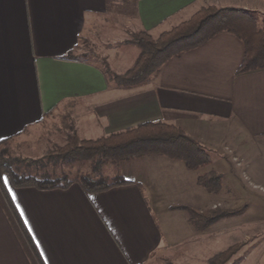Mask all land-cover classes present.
Returning <instances> with one entry per match:
<instances>
[{"label": "crops", "instance_id": "0c3cea01", "mask_svg": "<svg viewBox=\"0 0 264 264\" xmlns=\"http://www.w3.org/2000/svg\"><path fill=\"white\" fill-rule=\"evenodd\" d=\"M206 3L264 14V0H0V143H19L64 112L83 140L163 122L212 146L264 148V69L238 74L245 48L236 36L218 34L129 89L82 51L91 44L123 75L117 48L136 46L129 41L142 31L157 39ZM199 171L163 156L134 158L119 173L126 184L90 195L78 183L42 190L2 175L0 264L183 260L200 232L180 208H210L216 198L198 185Z\"/></svg>", "mask_w": 264, "mask_h": 264}, {"label": "trees", "instance_id": "16d2710c", "mask_svg": "<svg viewBox=\"0 0 264 264\" xmlns=\"http://www.w3.org/2000/svg\"><path fill=\"white\" fill-rule=\"evenodd\" d=\"M221 33L236 36L244 44L245 53L238 74L264 69V27L255 12L245 9L206 7L195 13L189 20L184 21L170 31L153 39L146 31L134 35L129 43L138 46L140 56L134 66L123 75H116L106 68V74L117 87L129 89L137 87L148 81L160 68L174 57L196 49L213 37ZM6 148L9 140L1 142ZM54 156H69L74 160L93 161L102 159L119 163L144 156H163L170 160L180 161L188 171H196L211 163L208 153L191 137L187 136L177 126L163 122H148L122 132L111 134L97 140H80L76 134L70 136L64 147L60 148ZM15 159H6L0 154V173L9 174L11 183L15 187L34 186L42 190L67 188L78 183L87 194L106 191L121 186L127 181L121 176L111 179L104 177H91L78 175L74 180L66 177H39L27 172H13L11 167ZM27 166H44L42 162L24 160ZM38 169V167H34ZM98 167H94V171ZM4 175V174H3ZM221 183V176L209 173L198 178V185L208 193H217ZM6 194L10 211L17 222L20 220L10 198ZM187 211L190 222L199 230H204L213 223L237 215V212L215 211L214 218L204 215L194 208L181 207ZM213 217V216H212ZM32 251L39 258L36 249ZM233 254L222 252L209 260L208 264H226ZM42 264V262H41Z\"/></svg>", "mask_w": 264, "mask_h": 264}, {"label": "rangeland", "instance_id": "374dc122", "mask_svg": "<svg viewBox=\"0 0 264 264\" xmlns=\"http://www.w3.org/2000/svg\"><path fill=\"white\" fill-rule=\"evenodd\" d=\"M206 7L221 8L206 3L201 9ZM255 14L260 20L261 27H264V14L256 12ZM115 31L119 34L123 33V29L119 26ZM91 47V44H82L84 56L91 59H93L91 57L93 55L98 56H95L94 59L100 60L102 67L106 69L105 60H102L100 55L93 53ZM116 52L120 54L118 60L120 71L125 74L134 65L141 50L137 46L130 48L120 46ZM74 134L78 136L74 120L70 115H65L62 112L50 118L40 131L27 133L24 142L21 139L19 143L12 142L6 148L0 149V154L2 153V157L6 159L16 160L11 167L13 172L38 174L39 177H66L74 180L78 175L106 179L119 176L124 161L115 164L102 159L79 161L69 156H54L60 148L66 145L68 138ZM80 137L78 136L80 140H83ZM191 138L208 153L211 159L209 165L196 171L200 170V176L209 173H217L221 176L219 190L213 194L216 197L214 204H211L210 208L194 209L210 216L209 218H214L217 216L214 212L221 210L229 213L237 212V215H231L213 223L204 230H199L190 222L187 211L182 209L186 212L192 228L196 232H200V237L189 241L182 248V251L185 252L183 260L181 258V260L169 259L167 261L165 258H160L154 264H208L210 259L228 250L233 256L226 264H264V148L251 152L246 146L233 140H226L222 144L214 143L212 146V144L205 143L207 139L203 138L198 141ZM224 148L225 150H223ZM24 160L39 161L44 166L20 164V161ZM95 166L98 168L94 171ZM34 167H38V169ZM5 172L0 173V176L5 175ZM5 178L11 181L9 174L5 175Z\"/></svg>", "mask_w": 264, "mask_h": 264}]
</instances>
